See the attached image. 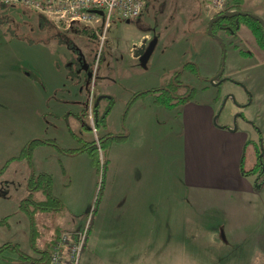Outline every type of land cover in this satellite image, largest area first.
<instances>
[{"label": "rangeland", "instance_id": "374dc122", "mask_svg": "<svg viewBox=\"0 0 264 264\" xmlns=\"http://www.w3.org/2000/svg\"><path fill=\"white\" fill-rule=\"evenodd\" d=\"M240 10L264 20V0H242ZM211 17L202 0H147L136 19L111 17L101 43L82 25L46 29L33 11L0 6V245L9 243L0 264H30L20 253L39 257L56 226L72 233L87 223L78 264H264V172H248L255 196L184 184L189 148L209 134L207 105L215 127L246 134L243 170L257 156L264 170V51L243 26L250 19L239 17L235 34L214 28L215 38ZM140 43L146 57L130 55ZM222 44L223 81L212 86ZM190 62L195 70L182 71ZM175 75L194 96L157 104L146 91L175 85ZM105 96L112 107L93 133ZM108 131L125 137L99 146ZM92 140L98 149L64 151ZM30 174L50 177L58 210L23 209ZM141 203L154 215L143 225Z\"/></svg>", "mask_w": 264, "mask_h": 264}, {"label": "built area", "instance_id": "2783aa9c", "mask_svg": "<svg viewBox=\"0 0 264 264\" xmlns=\"http://www.w3.org/2000/svg\"><path fill=\"white\" fill-rule=\"evenodd\" d=\"M147 0H0L8 6H22L49 21L58 29L68 30L79 24L97 34L104 42L111 17L127 21L140 16ZM231 0H202L203 6L211 13L224 11ZM101 12V14L99 13ZM90 128L97 132L90 120ZM89 224L80 231L62 232L49 246L45 264H78L87 238Z\"/></svg>", "mask_w": 264, "mask_h": 264}, {"label": "crops", "instance_id": "0c3cea01", "mask_svg": "<svg viewBox=\"0 0 264 264\" xmlns=\"http://www.w3.org/2000/svg\"><path fill=\"white\" fill-rule=\"evenodd\" d=\"M131 51L130 55H133ZM199 110L209 134H207V137L200 135L196 143L189 148L188 156H191V160L184 171V184L192 188L223 190L227 193L241 192L255 196L256 189H254L253 181L249 179L250 174L247 172L242 173L239 169L240 160H242L241 158L244 154L246 134L242 131H229L224 127H215L212 124L213 122H211L214 114L212 106L207 105ZM108 132L113 134L112 131ZM119 135L122 136L124 133L119 132ZM31 178L32 174L29 175L27 187ZM139 209L141 210L140 216L148 219H142L138 224L149 223L150 216L151 218L154 217L152 208L148 204L143 205L141 203ZM52 232L53 237L59 234V232L61 233L60 227L56 226Z\"/></svg>", "mask_w": 264, "mask_h": 264}, {"label": "trees", "instance_id": "16d2710c", "mask_svg": "<svg viewBox=\"0 0 264 264\" xmlns=\"http://www.w3.org/2000/svg\"><path fill=\"white\" fill-rule=\"evenodd\" d=\"M241 1L242 0H231L228 3V6L224 9V11L234 9L235 7H237L239 5V3ZM0 6L2 8H5L8 5L0 3ZM12 7H14V6H12ZM23 9H26V8H23ZM26 10H29V9H26ZM222 12L216 13L213 16H216ZM36 15H37V20L39 21L40 25H44L45 26L44 28H46V29L52 28L55 30L56 26L51 21H49L48 19H46L45 17H43L37 13H36ZM248 24L250 26H252L253 28L256 27L255 32L257 33V35L258 34L263 35L262 30L258 31V27H257L258 23L257 22H254L251 20V22H248ZM83 31H85V29ZM261 35H260V37H261ZM186 65H187V63H186ZM146 92H148V91H146ZM146 92H143V93H146ZM137 94L141 95L142 93H137ZM169 101H171L170 98L166 97V98L162 99L161 95H156L155 102L158 104H163V105L169 106L170 105ZM112 103H113L112 98H109L108 103L106 104V108L105 109L101 108V111L99 109H97L98 107H100V104L97 106L96 105L93 106L92 113H93V118H94L96 129L99 126L100 122L101 123L104 122L105 117L108 115L109 111L111 110ZM112 135L113 134L111 132H106L105 134H103L102 136L97 138V139H99V141H98L99 146H100L101 142L106 140V139H110V138L121 139V138L125 137L123 135L122 136L120 135L119 137L118 136H112ZM30 147H31V144H29L28 149H30ZM88 149H91V150L92 149H95V150L98 149L96 140H92L90 143H86L83 148H76L74 150H71V149L67 150L66 149L64 151L71 152V153H76V152L80 153L83 151H87ZM257 159H258V156H257ZM241 164H242V162H241ZM257 164H259V163H257ZM257 164H256V166H257ZM240 170L242 173L247 172V170H245V171L243 170L241 165H240ZM35 178L37 179L36 183L34 182ZM263 182H264V180H263ZM49 187H50V177H48V175L40 174L37 177H35V175L32 174V178L29 181V185H28V195L26 196L25 202L21 204L23 209L29 214L30 217L35 216L37 212L41 213L44 210H55L58 208V205H56L54 208L49 206L50 202L55 201L53 195L51 193H49V191H50ZM37 195H40V196L42 195L43 198L41 199L40 197H37ZM61 233L59 232V234L55 235L49 241H47L45 250H38V248H36V250L40 253L39 257L33 258V257H29L23 253H20V257L24 260H28V262L30 264H45V262L48 259L50 244L55 239H57ZM8 246H9V243H5V244L0 245V253L2 252L3 249H5ZM14 248H16V245L14 246Z\"/></svg>", "mask_w": 264, "mask_h": 264}, {"label": "flooded vegetation", "instance_id": "af4514ba", "mask_svg": "<svg viewBox=\"0 0 264 264\" xmlns=\"http://www.w3.org/2000/svg\"><path fill=\"white\" fill-rule=\"evenodd\" d=\"M242 2V1H241ZM241 2L239 3V5L237 6V7H235L234 9H232V10H226V11H241L240 10V4H241ZM146 7V6H145ZM226 11H223L222 13H225ZM242 12V11H241ZM222 13H220V14H222ZM244 13H247V12H244ZM248 14H251V13H248ZM214 15V14H213ZM219 15V14H218ZM214 17V16H213ZM239 17H242V18H247V19H250V20H248V22H251V20L252 21H254V22H257L258 23V31L259 30H262L263 31V35H261V34H258L257 35V33L255 32L256 30V27H252V26H250L249 24H244L243 26H248V31L251 33V35H252V37H253V41H254V44L256 45V47H258V49H260V50H262V51H264V29H263V27H262V25H261V23L259 22V21H257L256 19H253L252 17H250V16H248V15H237V16H232V17H226V18H219V19H217V20H215L213 23H212V32H213V34L214 35H216V32L214 31V28H217V30L218 31H221V32H223V33H229V34H235V33H237L238 31H239V29H240V27H241V22H240V20H239ZM259 17V16H258ZM212 18V17H211ZM210 18V19H211ZM209 19V20H210ZM262 19V18H261ZM208 20V21H209ZM263 20V19H262ZM264 21V20H263ZM246 26V27H247ZM207 29V28H206ZM260 35H261V37H260ZM213 37V36H212ZM145 51H147V46L145 45ZM133 52H135V50H132L131 51V53H133ZM145 53V52H144ZM143 53V54H144ZM75 62H76V64H77V67L78 68H81L82 67V64H81V61H80V59H78V60H75ZM85 66V65H84ZM185 66H187L188 68H189V70L190 71H192V70H195V69H193V67H195L194 66V64L193 63H187V65L185 64L184 65V68H183V70L182 71H184V69H185ZM84 68H86V66L84 67ZM220 69V68H219ZM219 71V70H218ZM176 73V72H175ZM217 74V73H216ZM215 74V75H216ZM178 75H179V73H178ZM178 75H175V77H174V83H176L175 85H170L169 83H168V85H166V86H163L162 88H152V89H150V90H147L148 92H151L152 94H156V95H161V97H162V95H164V97H162V99L163 98H170V100L171 101H169L170 102V105H171V103H172V101H173V103L175 104V102H182V101H185L186 102V100H188V99H190L191 97H193L194 96V94H195V89H194V87L193 86H191V85H189V84H186V83H184V82H181V81H179V80H177V77H178ZM214 76V75H213ZM212 76V77H213ZM211 77V78H212ZM210 78V79H211ZM210 79H208L207 80V82L210 84V85H219L223 80H222V74L221 75H219L216 79H214L212 82L210 81ZM174 87H175V89H174ZM176 88H179V89H183V92H181V93H179L178 91H177V89ZM109 98H111V97H109V96H105V97H100L99 99H98V101L96 102L95 101V104L94 105H99L100 104V106H101V108L103 107L104 109L106 108V104L108 103V100H109ZM102 99V100H101ZM101 101H105V102H102L103 104H101ZM226 102H227V100L226 101H224V102H222V104H221V108H220V110L218 111L219 112V114L221 113V110L224 108V106H225V104H226ZM160 105H163V104H160ZM169 105V106H170ZM238 105V107H242V104H237ZM236 105V106H237ZM163 106H166V105H163ZM244 106V105H243ZM167 107V106H166ZM218 113H217V115L216 116H218L219 115ZM238 114H236L235 116H237ZM214 121H215V118H214ZM222 127H224V128H226L227 130H229V131H235V127H234V129H232V127L231 126H229V125H227V126H222ZM260 158L261 157H259L258 156V163L262 166V163H261V161H260ZM240 166V165H239ZM261 166L260 167H258L256 170H254L255 169V167H256V165H254V163H253V166L251 167V168H249L248 170H247V173L248 172H250V173H255V174H257V179L258 178H260L261 176H262V174H263V172H264V170L263 169H261ZM260 168V169H259ZM240 169V168H239ZM241 171V170H240ZM36 181H37V179H35V183H36ZM256 183H259L258 181H255ZM30 257V256H29Z\"/></svg>", "mask_w": 264, "mask_h": 264}, {"label": "water", "instance_id": "95a60500", "mask_svg": "<svg viewBox=\"0 0 264 264\" xmlns=\"http://www.w3.org/2000/svg\"><path fill=\"white\" fill-rule=\"evenodd\" d=\"M99 13L101 14V12L99 11ZM237 15H248L250 17H252L253 19H256L257 21H259L264 29V21L258 17L257 15H253V14H248V13H244V12H241V11H226L225 13H222V14H219V15H216L214 17H212L209 21H208V24H207V33L208 35L210 36H213L215 38H218L216 35L213 34L212 32V23L219 19V18H226V17H232V16H237ZM222 49H223V53H222V57H221V64H220V69L219 71L217 72L216 75H214L210 81L212 82L214 79H216L219 75H221L223 73V70H224V61H225V50H224V47H223V44H222ZM145 52V53H144ZM144 53V54H143ZM148 54V50L145 51V45L142 43L138 46V48L136 49V51L134 52V56L136 57H146V55ZM219 114V112H218Z\"/></svg>", "mask_w": 264, "mask_h": 264}]
</instances>
